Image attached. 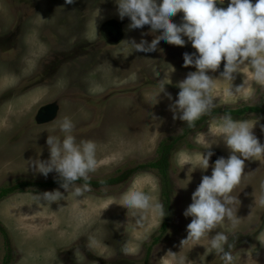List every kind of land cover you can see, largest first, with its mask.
Segmentation results:
<instances>
[{
  "label": "rangeland",
  "instance_id": "obj_1",
  "mask_svg": "<svg viewBox=\"0 0 264 264\" xmlns=\"http://www.w3.org/2000/svg\"><path fill=\"white\" fill-rule=\"evenodd\" d=\"M100 1L0 0V186L23 178H57L55 172L47 177L33 173L26 161L48 159L47 135H61L54 125L64 116L73 120L77 141L92 140L97 145V167L90 173L91 179L107 177L131 162L151 161L157 157L162 140L181 138L164 178L153 169L141 168L127 182L90 188L79 199L68 194L63 201L49 205L32 199L33 193L63 192L59 185L39 192H15L1 199L0 222L10 240V264H174L173 256L186 257V264H223L219 255L206 252L216 232L230 234L235 264H264V159L245 161L244 175L233 190L239 201L235 206L237 224L233 226L226 219L201 240L181 242L191 221L182 213L191 203L192 193L202 175L211 174L214 161L229 155L222 142L214 144L210 167L201 170L197 167L200 148L196 137L201 132L214 135L223 115L198 122L183 136L186 123L173 119L169 110L172 101L163 92L157 96V103L154 97L165 84V92L176 99L178 82L196 70L183 65V54L195 49L190 42L183 47L162 42L152 53L130 52L124 41L139 43L143 39L150 43L159 34L152 33L148 25L129 29V19L118 17L115 0H102L106 5L102 8L98 7ZM217 7H227V0ZM111 17L127 22L123 40L119 45L97 44L98 24ZM170 19L182 22L177 14ZM28 21L34 23L33 29L26 26ZM20 31L36 48L28 65L24 59L23 74L38 69V59L43 62L53 56L57 77L53 84L46 77L48 69H40L39 88L27 92L19 89L21 76L14 75L18 47L14 44L20 43ZM223 63L208 74L218 78ZM234 76L233 90L241 86L235 95L228 94L227 82H215V106H264V84L252 80L249 65H243ZM54 103L55 116L42 120L49 114L45 106ZM39 107L41 121L36 118ZM256 118L252 131L264 143V115L248 112L233 119ZM131 188L158 197L167 213L161 221L149 211L137 223V217L120 205L121 194ZM164 221L166 226L161 230ZM157 235L161 240L148 252ZM3 242L0 234V264L6 251Z\"/></svg>",
  "mask_w": 264,
  "mask_h": 264
},
{
  "label": "clouds",
  "instance_id": "obj_2",
  "mask_svg": "<svg viewBox=\"0 0 264 264\" xmlns=\"http://www.w3.org/2000/svg\"><path fill=\"white\" fill-rule=\"evenodd\" d=\"M72 3L73 0H65V4ZM115 3L118 17L129 19V29L148 25L152 33L159 34L150 43L143 39L139 43L124 41L130 52L152 53L162 42L181 47L190 42L195 49L194 53L183 54V65L194 66L196 70L178 82L176 99L173 101L171 94L165 92V84L154 97L157 103V96L163 92L172 101L169 110L174 120L178 118L192 128L195 121L208 114L215 106L213 88L218 79L228 83L229 95L238 93L241 86L233 90L232 81L234 74L245 64L250 67L252 80L264 84V0H227V7H217L225 0H115ZM178 12L183 13L179 24L170 19ZM222 60L223 70L218 78H213L208 73L216 72ZM257 119L235 120L225 114L220 117L214 135L206 132L197 135L195 142L200 148L197 167L201 170L210 167L209 158L213 155L210 149L214 144L222 142L229 155L214 161L211 174L202 175L192 193L191 203L182 213L184 217H191V221L186 226L187 237L181 242L201 240L226 219L233 226L237 224L239 218L235 206L239 201L233 190L244 175L245 161L264 159V143L259 142L252 131ZM261 127L264 130V125ZM74 128L69 116L56 121L54 129H58L61 135H47L48 159L30 158L26 161L27 168L33 173L47 177L55 172L59 187L64 190L33 193L34 201L49 205L63 201L68 194L79 199L90 191L87 181L97 167V145L92 140L77 141ZM78 180L85 183L77 186L75 182ZM120 199V205L137 217V223L141 222L145 212H152L160 221L167 214L157 196L141 189L131 188L122 193ZM261 203L264 204V199ZM229 235L216 232L209 239L206 250L207 254L219 255L223 264H235L234 245L229 242ZM173 260L174 264H186L187 259L173 256Z\"/></svg>",
  "mask_w": 264,
  "mask_h": 264
},
{
  "label": "trees",
  "instance_id": "obj_3",
  "mask_svg": "<svg viewBox=\"0 0 264 264\" xmlns=\"http://www.w3.org/2000/svg\"><path fill=\"white\" fill-rule=\"evenodd\" d=\"M251 112V113H257L260 115H264V106L260 105H242V106H236L232 108H222L219 106H215L211 109L209 114L201 116V118L197 121H195V125L198 122H201L204 120L203 123L207 120V118H212L216 116L221 115H231L233 118L237 117L240 118L244 114ZM194 125V126H195ZM201 126H199L197 129H200ZM194 127L189 128L185 127L183 136L188 134L191 130H193ZM181 137H175V138H165L161 141L158 149H157V157L151 161L139 163L136 164V162L128 163L120 168H118L114 173L108 175L107 177L99 178V179H91L87 181V183L90 185L91 189H100L99 187L107 186L110 184H118V183H125L127 182L133 173H135L137 170L141 168H149L155 170L160 177L164 178L167 176V172L169 169V162L171 158V154L176 149V142ZM78 183H85L83 180L76 181ZM59 185L58 178L49 179V180H39V179H19V180H12L9 181L3 185L0 186V200L7 197L9 194L15 193V192H24V191H36L39 192L40 190L46 189V188H55ZM166 226V221H164L161 225V230ZM0 234L3 237V243L5 245L6 251H4V257L2 259L1 264H10L12 258V249L10 245V240L8 236V232L5 228V226L0 222ZM161 240L160 236H155L151 244L148 246V252L151 248V245L157 241Z\"/></svg>",
  "mask_w": 264,
  "mask_h": 264
},
{
  "label": "flooded vegetation",
  "instance_id": "obj_4",
  "mask_svg": "<svg viewBox=\"0 0 264 264\" xmlns=\"http://www.w3.org/2000/svg\"><path fill=\"white\" fill-rule=\"evenodd\" d=\"M35 5V4H34ZM105 1H100L98 7L102 8L105 7ZM178 16L182 17L183 13L178 12ZM25 17H23L24 19ZM128 21V20H127ZM26 21H24L25 23ZM126 21L124 20H119L116 19L115 17L103 19L99 24H98V37H97V44H109V45H119L121 41L124 38V27L126 26ZM33 22L28 21L26 23V26L29 27V29H33ZM21 34V37L18 39L20 43L14 44V46L17 48L18 47V53H17V62L15 66L17 65L16 74L14 75H20V83L18 85L19 89L21 91L27 92L30 91L31 89L39 88L41 85L40 81V69H48V74L46 77H49L51 79V83H54V80L56 82V74H55V59L52 57L44 59L43 62L38 59L37 64H38V69H36L34 72H29L27 75L23 74L26 68H24V59L27 58V65L31 61L30 59L33 58L34 51L36 50L35 47L31 46V44H28V39L24 37V32L22 33L21 31L19 32ZM23 36V37H22ZM168 44V43H167ZM13 48V46H11ZM176 49V47H175ZM53 55V54H52ZM85 55V54H84ZM87 57V56H86ZM39 62V63H38ZM14 72V70H12ZM38 71V73H37ZM56 77V78H55ZM24 79V80H23ZM23 92V93H24ZM51 105V104H50ZM54 105H56L54 103ZM48 106V105H47ZM46 107V106H45ZM37 119L38 121H41L40 118L42 116L41 114V108L39 107L37 110ZM46 118V119H45ZM42 120H49L48 115L45 116Z\"/></svg>",
  "mask_w": 264,
  "mask_h": 264
},
{
  "label": "water",
  "instance_id": "obj_5",
  "mask_svg": "<svg viewBox=\"0 0 264 264\" xmlns=\"http://www.w3.org/2000/svg\"><path fill=\"white\" fill-rule=\"evenodd\" d=\"M47 110L49 111L48 114V119L52 118L55 116L56 112H57V107L54 104L48 105L46 106Z\"/></svg>",
  "mask_w": 264,
  "mask_h": 264
},
{
  "label": "bare ground",
  "instance_id": "obj_6",
  "mask_svg": "<svg viewBox=\"0 0 264 264\" xmlns=\"http://www.w3.org/2000/svg\"><path fill=\"white\" fill-rule=\"evenodd\" d=\"M8 153V152H7Z\"/></svg>",
  "mask_w": 264,
  "mask_h": 264
}]
</instances>
